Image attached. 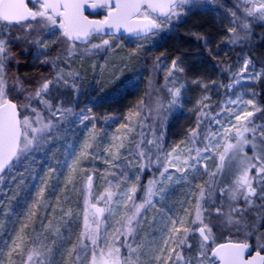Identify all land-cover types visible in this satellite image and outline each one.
<instances>
[{
  "label": "rangeland",
  "instance_id": "rangeland-1",
  "mask_svg": "<svg viewBox=\"0 0 264 264\" xmlns=\"http://www.w3.org/2000/svg\"><path fill=\"white\" fill-rule=\"evenodd\" d=\"M34 12L32 23L47 26L30 65H49L45 94L64 85L71 102L23 103L21 150L0 180V264H219L211 252L240 242L232 236L250 244L255 234L260 247L264 72L241 49L226 85L222 64L245 26L264 24V0H180L147 36L85 46L41 5ZM11 26L0 19V105L22 97L7 80ZM148 61L170 82L151 107Z\"/></svg>",
  "mask_w": 264,
  "mask_h": 264
},
{
  "label": "water",
  "instance_id": "water-1",
  "mask_svg": "<svg viewBox=\"0 0 264 264\" xmlns=\"http://www.w3.org/2000/svg\"><path fill=\"white\" fill-rule=\"evenodd\" d=\"M179 0H0V19L7 24L29 22L40 4L46 15L61 19L69 42L85 46L94 37L139 39L156 31L152 18H137L143 9L161 19L169 17ZM101 8L111 11L105 19L91 18ZM24 133L19 105L6 100L0 105V180L15 163ZM198 234L206 244L210 239L204 228ZM219 264H264V253L245 242H226L211 252Z\"/></svg>",
  "mask_w": 264,
  "mask_h": 264
},
{
  "label": "trees",
  "instance_id": "trees-1",
  "mask_svg": "<svg viewBox=\"0 0 264 264\" xmlns=\"http://www.w3.org/2000/svg\"><path fill=\"white\" fill-rule=\"evenodd\" d=\"M31 8L37 6V4H30ZM35 16V12L33 17ZM32 17V19H33ZM32 19L29 22L21 23V24H11L12 26V35L9 37V50L7 52L8 55V66H7V80L13 84L14 90L17 93H22V97L20 98L16 93L10 98L11 100L15 101L19 105V109L22 111L24 109L23 103L31 102L34 104H38L41 100H45V102L51 103L56 105L54 109L61 108L66 109V107L70 104L71 92L68 90L67 87L64 85L57 93L58 96L53 95L51 93L48 95L45 94L44 88L48 85L54 86V73L52 68L45 64H40L37 67H31L30 65V57L32 53V48L38 38H40L44 31L45 27L43 23L40 24H33ZM31 26V28H29ZM243 40L241 45L232 46L231 52L229 55L226 56L223 62V78L225 84L229 83L230 79V71L231 73H235L236 70V62L237 57L241 49H246L249 53L250 58L252 61L260 67L264 72V24L259 22H252L248 26L244 27L243 32ZM184 42L192 43L193 40L191 38H187L181 35V39ZM198 49L201 52H204L203 43L201 40L197 42ZM147 71L145 73L144 79V94H143V104H148L151 107V94L164 92L163 95L166 93L164 86L169 84L170 82H166V80H162L161 76V69L159 68L158 64L154 63L153 61H148L147 63ZM170 81V80H167ZM166 82V84H165ZM44 87V88H43ZM259 103L261 107V111L257 114V120H264V78L261 80L259 86ZM48 95V96H47ZM52 96V97H50ZM44 110V111H43ZM41 113L47 116L48 110L43 108ZM42 115V116H43ZM152 178V173L145 171L143 175V180L139 186V189L136 194V199L138 201H142L145 196V185L148 181ZM264 199V198H263ZM264 228H260L256 231L263 232ZM234 238L240 239V242H248L244 241V238L240 236H232ZM232 241V240H231ZM255 242V243H254ZM257 240L254 234V238L249 242L254 246L257 251L264 253V242L262 245L257 246ZM194 249V248H193ZM192 249V250H193Z\"/></svg>",
  "mask_w": 264,
  "mask_h": 264
},
{
  "label": "flooded vegetation",
  "instance_id": "flooded-vegetation-1",
  "mask_svg": "<svg viewBox=\"0 0 264 264\" xmlns=\"http://www.w3.org/2000/svg\"><path fill=\"white\" fill-rule=\"evenodd\" d=\"M180 2V0L178 1V3ZM177 3V4H178ZM176 4V5H177ZM176 5L172 8V13H173V11H174V8L176 7ZM111 11V9H108V8H101V10H100V12L98 13V14H96V15H90V17L91 18H97V19H105L106 17H107V15H108V13ZM171 13V14H172ZM146 14H150V16H147V17H143V15H146ZM171 16V15H170ZM169 16V17H170ZM137 18H139V19H148V18H152V19H154V18H158V17H156V16H153V15H151V13L147 10V9H143L142 10V12L140 13V15L137 17ZM168 18V17H167ZM158 19H161V18H158ZM166 19V18H165ZM155 20V19H154ZM156 22V21H155ZM156 26H157V23H156Z\"/></svg>",
  "mask_w": 264,
  "mask_h": 264
}]
</instances>
